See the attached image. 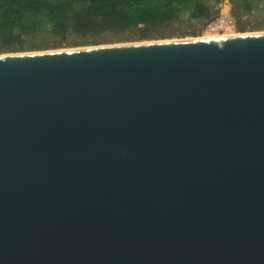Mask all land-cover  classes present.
<instances>
[{"label":"water","instance_id":"1","mask_svg":"<svg viewBox=\"0 0 264 264\" xmlns=\"http://www.w3.org/2000/svg\"><path fill=\"white\" fill-rule=\"evenodd\" d=\"M0 264H264V33L0 55Z\"/></svg>","mask_w":264,"mask_h":264},{"label":"trees","instance_id":"2","mask_svg":"<svg viewBox=\"0 0 264 264\" xmlns=\"http://www.w3.org/2000/svg\"><path fill=\"white\" fill-rule=\"evenodd\" d=\"M184 9L194 19L205 16L202 0H0V44L18 51L41 28L61 38L141 28L148 37Z\"/></svg>","mask_w":264,"mask_h":264},{"label":"rangeland","instance_id":"3","mask_svg":"<svg viewBox=\"0 0 264 264\" xmlns=\"http://www.w3.org/2000/svg\"><path fill=\"white\" fill-rule=\"evenodd\" d=\"M205 16L201 19L191 17L189 9L181 11L179 19L160 28L150 29L149 36L143 37L141 28H131L118 32H105L87 36L69 35L67 38L55 37L46 28H41L35 37H25L23 47L18 51L4 49L0 44V55L9 53H28L39 51L66 50L90 46L129 44L146 41H162L186 38H200L206 34L224 35L231 31L238 34L264 32V0H202ZM221 13H229L226 29L221 23L210 28V24L221 20ZM215 30V31H214ZM30 45L38 46L32 50ZM21 49V50H19Z\"/></svg>","mask_w":264,"mask_h":264},{"label":"bare ground","instance_id":"4","mask_svg":"<svg viewBox=\"0 0 264 264\" xmlns=\"http://www.w3.org/2000/svg\"><path fill=\"white\" fill-rule=\"evenodd\" d=\"M224 23L225 22L222 21V23H221L222 26L220 28H225L226 27V24H224ZM228 30H229L228 31L229 33H226L224 35L206 34L204 37H200L198 39H210V38H220V37H231V36H237V35H243V34H255V33H242V34H238V33L234 32V31H231V29L229 27H228ZM257 33H264V32H257ZM186 39H197V38H193L192 37V38H186ZM174 40H180V39H174ZM162 41H169V40H162ZM146 42H148V41H146ZM139 43H141V42H139ZM129 44H132V43H129ZM115 45H122V44H115ZM104 46H110V45H104ZM90 47H95V46H90ZM54 51H57V50H54ZM39 52H42V51H39ZM39 52H35L34 51V52H28V53H39ZM44 52H50V51H44Z\"/></svg>","mask_w":264,"mask_h":264},{"label":"built area","instance_id":"5","mask_svg":"<svg viewBox=\"0 0 264 264\" xmlns=\"http://www.w3.org/2000/svg\"><path fill=\"white\" fill-rule=\"evenodd\" d=\"M229 17V13H221V20L218 22H215V23H212L210 24V28H213L216 26L217 23H221L222 21L225 22L224 24L228 23V22H231V20L228 19ZM220 29H223V28H220Z\"/></svg>","mask_w":264,"mask_h":264}]
</instances>
